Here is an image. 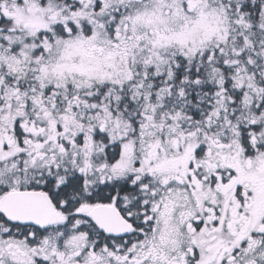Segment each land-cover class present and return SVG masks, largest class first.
I'll return each instance as SVG.
<instances>
[{"label": "snow or ice", "instance_id": "6c2138e0", "mask_svg": "<svg viewBox=\"0 0 264 264\" xmlns=\"http://www.w3.org/2000/svg\"><path fill=\"white\" fill-rule=\"evenodd\" d=\"M0 264H264V0H0Z\"/></svg>", "mask_w": 264, "mask_h": 264}]
</instances>
